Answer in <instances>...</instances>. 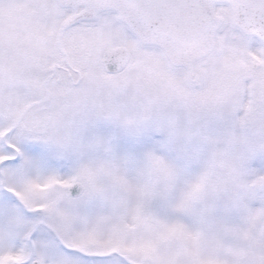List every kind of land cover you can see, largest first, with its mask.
Masks as SVG:
<instances>
[{
    "label": "snow or ice",
    "instance_id": "snow-or-ice-1",
    "mask_svg": "<svg viewBox=\"0 0 264 264\" xmlns=\"http://www.w3.org/2000/svg\"><path fill=\"white\" fill-rule=\"evenodd\" d=\"M0 264H264V0H0Z\"/></svg>",
    "mask_w": 264,
    "mask_h": 264
}]
</instances>
